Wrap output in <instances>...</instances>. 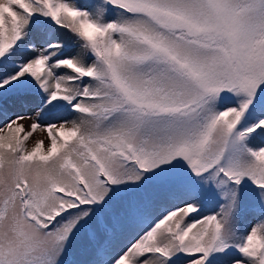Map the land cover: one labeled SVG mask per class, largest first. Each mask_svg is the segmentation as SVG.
<instances>
[{
	"label": "snow or ice",
	"instance_id": "snow-or-ice-1",
	"mask_svg": "<svg viewBox=\"0 0 264 264\" xmlns=\"http://www.w3.org/2000/svg\"><path fill=\"white\" fill-rule=\"evenodd\" d=\"M0 264H264V0H0Z\"/></svg>",
	"mask_w": 264,
	"mask_h": 264
},
{
	"label": "rangeland",
	"instance_id": "rangeland-1",
	"mask_svg": "<svg viewBox=\"0 0 264 264\" xmlns=\"http://www.w3.org/2000/svg\"><path fill=\"white\" fill-rule=\"evenodd\" d=\"M31 113V110H29V114ZM32 121L31 120H24L23 123L27 127ZM36 139H44L45 138V133L38 130L37 133L35 134ZM45 143H47V140H45Z\"/></svg>",
	"mask_w": 264,
	"mask_h": 264
},
{
	"label": "trees",
	"instance_id": "trees-1",
	"mask_svg": "<svg viewBox=\"0 0 264 264\" xmlns=\"http://www.w3.org/2000/svg\"><path fill=\"white\" fill-rule=\"evenodd\" d=\"M210 207H211V206H209V209H206V212H207L208 210H210Z\"/></svg>",
	"mask_w": 264,
	"mask_h": 264
}]
</instances>
